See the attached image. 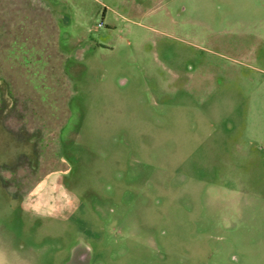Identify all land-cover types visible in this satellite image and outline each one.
I'll use <instances>...</instances> for the list:
<instances>
[{"label":"rangeland","instance_id":"obj_1","mask_svg":"<svg viewBox=\"0 0 264 264\" xmlns=\"http://www.w3.org/2000/svg\"><path fill=\"white\" fill-rule=\"evenodd\" d=\"M78 263L264 264V0H0V264Z\"/></svg>","mask_w":264,"mask_h":264},{"label":"crops","instance_id":"obj_2","mask_svg":"<svg viewBox=\"0 0 264 264\" xmlns=\"http://www.w3.org/2000/svg\"><path fill=\"white\" fill-rule=\"evenodd\" d=\"M48 9L50 10V15H54V19L52 20V17L49 19L48 16ZM42 11L40 12V15L38 16V23L36 25H31L30 24V31L34 33L32 38H29V35L27 33V27L26 22L21 23L22 28L20 29V37L16 39L17 37H14L15 32L19 31L18 25L12 24L11 28L9 30L10 32V42L9 44V49L7 55L13 56L14 53H22L24 56L22 63L28 64V63H34L35 67L37 68H30L31 74H34V78H40L39 75L40 73H47L44 78H52L54 75V72H57V68L54 65H51L52 63H57V59L52 57L53 50L55 51L54 53H58L60 51L63 55H65V58L63 59L62 62V71H63V63L66 60V54L63 52V46H61V35L59 32V24L58 20L60 19V15L56 12H54L49 6H45ZM66 22V21H64ZM16 26V28H15ZM33 27V28H32ZM48 31L51 32L48 34ZM26 35V36H25ZM70 39L71 36L67 34ZM64 38H67L66 34L64 35ZM69 40V38L67 39ZM66 44H64L65 47ZM75 45V44H74ZM73 45V46H74ZM75 47V46H74ZM49 48V51L48 49ZM57 49V50H56ZM25 55H28L29 57L26 59ZM20 55H18L19 57ZM12 63V61H11ZM19 63V62H18ZM27 66V65H26ZM54 66V67H53ZM28 67H24L22 72H25ZM29 72V71H28ZM59 73V71H58ZM30 76L29 78H31ZM47 95V94H46ZM59 104V103H58ZM57 105V103H56ZM60 106L55 107V110H58ZM64 108V107H63Z\"/></svg>","mask_w":264,"mask_h":264},{"label":"flooded vegetation","instance_id":"obj_3","mask_svg":"<svg viewBox=\"0 0 264 264\" xmlns=\"http://www.w3.org/2000/svg\"><path fill=\"white\" fill-rule=\"evenodd\" d=\"M78 264H82V263H78Z\"/></svg>","mask_w":264,"mask_h":264}]
</instances>
